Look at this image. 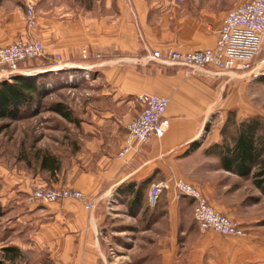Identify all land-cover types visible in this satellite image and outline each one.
Wrapping results in <instances>:
<instances>
[{"label": "crops", "instance_id": "0c3cea01", "mask_svg": "<svg viewBox=\"0 0 264 264\" xmlns=\"http://www.w3.org/2000/svg\"><path fill=\"white\" fill-rule=\"evenodd\" d=\"M2 1L12 2L0 0V7L8 4ZM249 1L74 0L72 53L58 44L47 46L43 58L50 62L59 59L56 63L62 64L57 71L52 70L54 67L46 71L89 69L87 72H99L105 77V91L95 97V101L103 103V111L93 113L83 144V154L90 159L87 179L75 186L86 194V203L93 204V209L89 211L86 203L73 200L42 207L19 205L16 218L25 226L6 246L21 252L20 260L14 264H100L99 234L106 215L101 205L113 199L128 205L131 211L148 209L157 223L165 213L150 208L148 198L152 186L162 181L183 180L194 185L217 211L233 216L236 194L252 179L224 171L219 158L207 154V150L221 143L225 114L236 110L230 106L234 86L228 83L235 80L236 89L245 92V82L252 78L190 76L183 68L146 65L145 59L152 51L213 48L226 15ZM17 7L0 15V46L11 44L21 35L33 38ZM50 26L47 23L45 29ZM61 49L65 52H59ZM84 49L100 53L102 63L90 62L95 53H90L89 59L82 57L79 53ZM144 93L169 99V129L161 138L151 137L135 158L125 161L118 154L127 137L126 125L140 112L137 98ZM247 117L250 116L237 114L238 120ZM148 180L142 205L132 207L133 194L128 195L126 186ZM165 201L170 205L169 212L177 217L173 207L177 202L171 191L164 193L159 203ZM172 225L177 228L176 221ZM181 232L186 234L188 230ZM200 237L202 242L191 246L186 243L182 252H178L179 243L173 241L171 258L192 261L196 249L207 248L204 236Z\"/></svg>", "mask_w": 264, "mask_h": 264}, {"label": "rangeland", "instance_id": "374dc122", "mask_svg": "<svg viewBox=\"0 0 264 264\" xmlns=\"http://www.w3.org/2000/svg\"><path fill=\"white\" fill-rule=\"evenodd\" d=\"M4 3L8 4L1 5L0 15L10 7L18 6L16 10L22 14L27 31L32 32L33 38L21 35L14 42L37 39L43 42L45 52L47 46L59 44L72 53L74 0H12ZM27 5H33L35 10L37 23L34 27L27 18ZM1 21L5 22V19ZM47 23L51 24L49 30L45 29ZM59 52L65 51L61 49ZM90 53L95 52L84 49L79 54L87 59ZM263 57L264 47L260 55ZM92 58L90 62L93 65L102 63L100 53H95ZM58 60L49 62L53 65L48 68L58 66ZM45 66L44 60L37 59L27 62L22 70L30 73L28 76L47 74L48 95L23 110L18 120H0V252L11 245L10 242L25 226L17 221L18 206L47 205L30 202L31 193L37 188L75 189L77 184L87 179L90 167L89 155L83 154L86 149L83 144L88 138V122L93 113L103 111V103L99 104L95 97L105 91V77L99 72H87L89 69L85 72L80 69L51 72L46 71ZM234 81L228 83L234 86L231 88L234 96L230 106L238 115H259L264 120V81L252 78L245 82V92H239ZM57 104L64 105L72 122L53 110ZM46 155L57 157L59 171L44 169L42 159ZM248 183L246 186L244 183L236 194L233 216H230L246 231V236L241 239L224 237L213 231L202 232L194 220L191 201L173 204L177 217L174 212H169L168 202L159 203L160 206L154 209L164 211L165 216L156 223L148 209L131 211L128 205L109 199L100 209L106 213L99 234L100 264H264V193L256 188L253 181ZM173 221H176L177 228L173 227ZM182 230H188V233L183 234ZM200 236H204L207 248L196 249L192 261L181 262L171 258L173 241L179 243L178 252H182L186 243L191 246L202 242ZM2 257L0 253V259Z\"/></svg>", "mask_w": 264, "mask_h": 264}, {"label": "built area", "instance_id": "2783aa9c", "mask_svg": "<svg viewBox=\"0 0 264 264\" xmlns=\"http://www.w3.org/2000/svg\"><path fill=\"white\" fill-rule=\"evenodd\" d=\"M182 2L183 0H176ZM27 18L31 26L37 23L33 5H27ZM264 47V0L249 2L230 11L219 32L213 48L184 52L169 50L148 53L145 64L183 68L190 76L264 77V58L260 59ZM85 54V53H84ZM46 55L44 44L37 39L17 40L12 45L0 46V82L16 75L28 76L21 64L41 59ZM59 58V56H58ZM54 67L52 70L60 69ZM141 107L138 115L127 123V137L118 157L123 160L135 158L151 137H163L169 129L166 116L169 99L144 93L138 96ZM171 191L175 201L189 199L193 205L194 220L202 232L213 231L224 237L244 238L246 231L237 221L217 212L208 202L201 189L183 180H167L153 185L148 203L154 209L164 193ZM32 203L55 204L73 200L86 203V194L77 189L37 188L29 195ZM91 211L93 204L86 203Z\"/></svg>", "mask_w": 264, "mask_h": 264}, {"label": "trees", "instance_id": "16d2710c", "mask_svg": "<svg viewBox=\"0 0 264 264\" xmlns=\"http://www.w3.org/2000/svg\"><path fill=\"white\" fill-rule=\"evenodd\" d=\"M40 60L45 61L47 68L53 65L45 58ZM25 64H21V67L24 68ZM45 75L47 74L16 75L10 80L0 82V120H18L23 110L36 105L41 97L48 95ZM258 80L264 81V77H259ZM53 110L67 120L73 121L70 114L64 110V105L57 104ZM222 137L221 143L211 146L207 154L217 156L220 167L224 171L242 178H251L256 188L264 193V120L262 117L254 115L238 120L236 110H230L227 112L222 128ZM42 166L51 172L60 170L57 157L51 155L43 157ZM149 182L148 180L138 186L136 184L126 186L128 195L133 194L132 207L139 208L142 205ZM0 216H2L1 211ZM2 252L0 264H14L21 255L16 247H5Z\"/></svg>", "mask_w": 264, "mask_h": 264}]
</instances>
